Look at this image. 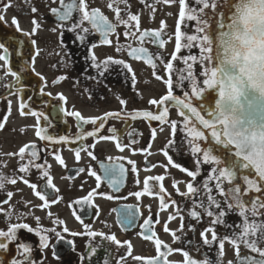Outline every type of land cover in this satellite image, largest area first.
Returning <instances> with one entry per match:
<instances>
[{"label": "flooded vegetation", "instance_id": "1", "mask_svg": "<svg viewBox=\"0 0 264 264\" xmlns=\"http://www.w3.org/2000/svg\"><path fill=\"white\" fill-rule=\"evenodd\" d=\"M69 2V0H66ZM89 5V10L92 8L100 9L109 22L115 23V13L108 8L110 0H86ZM189 8H194L197 11L199 6L194 3V0H186ZM37 9L36 13L31 12V8ZM60 7V0H0V15L5 16V20L0 22V33H14L15 26L11 24L15 17L24 31H31L32 19L36 18L42 21V27L38 30L35 36L30 37L37 42V48L34 51H39V55L35 59V71H26L23 73L20 83H16L11 75H5L3 69V61H0V120L9 112L10 115L4 129L0 130V171L8 177H14L17 180L15 185L5 183L4 189L0 191V202L6 199V192H12L13 195L9 203H0V208L7 212L9 207L13 209L11 217L0 213V229L6 230L9 223L24 222L32 228L37 227L34 217H40V225L45 229L56 228L57 231H62L63 226L54 225L52 219L64 220L66 226L72 232H83L82 224L75 218L73 213L80 215L86 224L91 225L95 231H100L106 235L114 234L122 244L124 241H129L133 246V256L154 257L156 256L155 245L152 241L145 240L140 235L143 224L146 218L151 217L152 229L157 233V238L168 244L173 249H181L188 251L190 256L199 260L204 255H207L212 261L217 259L219 243L214 242L211 247L204 245L201 237V232L211 225L212 217H208L204 212L197 208L200 213V220L197 221L189 216V211L192 210L193 202H199L206 197L201 193L197 197H185L177 193L173 188V181H180L177 185L180 192L186 191V184L190 181V177L186 173L181 172L177 168H173L168 164L167 158L163 151L169 139L174 141L173 146L169 149V154L173 156L174 162L189 170H196V161L191 154L190 146L187 143L186 133L177 131L174 135L171 130V121H176L178 127L183 124V117L180 116L175 107L169 108L168 121L161 124L158 121H148L144 118H138L134 121L129 120H109L106 128L102 130V134L109 135L107 127H115L120 130L119 140L125 145L129 144V132H136L138 135L134 137L137 141L131 147L136 149H144L151 144L152 155L145 157L143 153L137 152L133 154L129 148H125L123 152L119 151L115 146V141H98L94 149H90L95 155L93 160L86 153L81 152L79 161L75 158V149L81 147L82 144L91 145L94 140L88 137L83 141L75 143H59L52 144L47 141H41L35 135V125L37 120L31 115H20L19 103L21 100L28 104L32 110L41 111L48 117L47 121L41 120V126L46 127L48 123L51 127L48 128L49 134L59 136H69L74 138L77 129L76 119L70 116H65L60 108L63 105L68 110L79 111L84 117L100 116L108 111H119L121 105L117 97L126 101L125 110H152L155 111V105H149L150 99L159 100L167 92V86L164 80L168 78V73L165 72V65L171 59V54L175 50V31L179 17V0H173L172 3H165L164 0H127V4L121 3L119 7L122 9V18L126 19V13L139 16V30H159L162 32V38L165 41V46L160 49L157 45L150 42H145L143 45L138 40L139 32L136 35L125 37V26L118 24L115 33L109 36L111 44L104 45L100 43L99 34L89 35L84 43H80L75 39V33L63 32L58 28L50 9ZM155 8V11H153ZM207 11V10H206ZM79 13L75 12L73 21L79 18ZM161 21L164 22V28L161 29ZM135 23V22H134ZM84 27H90L87 23ZM55 28V31L52 29ZM196 22L184 19L180 21V30L182 33L181 43L186 44L188 35H202L195 32ZM135 31V28H133ZM19 36V33L16 34ZM92 44L97 46L93 49L98 60H104L107 57L115 59H123L133 68L136 75V85L133 87L131 83V74L127 73L119 65H111L108 72L103 77H100L91 66L89 58V48ZM197 42H193L191 50L187 48L181 49L177 53L178 57H184L189 54L199 56V48L196 47ZM146 47L150 54L155 56L160 54L163 57V63L155 60L157 64L156 74L162 77L161 80L155 79L153 76L154 69L144 63V59L136 60L128 55L130 47ZM121 50L118 52L116 49ZM28 62V61H26ZM30 63V62H28ZM192 64V72L196 77L197 85L202 86V78L200 73L203 71V66L197 61H189ZM135 68V69H134ZM187 69V65L182 59L173 61V71L170 74L173 79L174 94L182 96V90L176 85L179 83V70ZM40 73L45 79L43 81L36 75ZM187 75V72H184ZM60 77L64 79L60 80ZM95 77V79H93ZM54 80H58L53 84ZM7 85H11L9 88ZM45 85H47L45 87ZM44 87L46 93L51 95H42L40 88ZM216 92L218 90L217 81L214 84ZM18 89H23L18 91ZM183 90L191 92L189 81L183 84ZM62 93L66 97V104L60 101L57 94ZM91 97V98H90ZM195 100V98H192ZM194 106L195 103H194ZM218 110V109H217ZM27 111V110H25ZM203 114V113H202ZM207 118V117H206ZM202 127V126H201ZM93 125H85V129L92 130ZM156 130V137L152 139V130ZM161 129H163L161 131ZM210 135L211 130H204ZM34 143L37 146L39 159L36 163L42 165V170L35 167L30 168L26 173L18 171L19 166L27 164V150L25 159L20 160L18 155L9 156L8 153H18L20 147L25 144ZM55 154H59L65 161L64 165L59 164L55 160ZM126 157L136 162L138 175L130 171L131 166L127 164V159L120 161L124 163L126 171L123 183L120 185V190L117 192L109 187L107 180L104 179L100 164H108L109 157ZM150 164H156L157 167L145 170V160ZM166 166V167H165ZM91 167L97 175L101 176V187L97 189L98 193L111 195L113 199H107L105 196L97 195L93 198V206L88 204L76 205L73 202L87 195L92 189H96V178L87 173V169ZM79 168H85L86 171L76 174ZM204 175L198 177V181H202L209 171V166L202 165ZM42 171H48L53 179L56 188L59 189L58 195L62 198L60 202L49 206L47 209L39 207L43 202L35 195L31 187L23 182L27 179L29 183H36L39 186L46 183V178L42 177ZM164 175L163 183L166 189V199L169 201V207L162 210L160 208L159 196L144 195L137 199L132 195L137 191L143 190V181L147 176ZM71 177V179H68ZM137 179L139 184L136 183ZM215 194V193H214ZM218 199L221 197L217 196ZM176 202V206L180 209V214L175 219L169 221V215L176 214V206L171 204V201ZM72 204V207L68 205ZM128 207L133 213L139 209V215L136 217L135 223L130 227H123L120 223V216ZM97 208L99 216L96 215ZM215 211V209H213ZM48 212L52 213V217L48 216ZM21 214H23L21 216ZM183 219V229H181V219ZM20 216V219H18ZM158 221V222H157ZM240 221L238 214H230L226 218L228 224L235 226ZM167 224L169 232L164 231V226ZM215 231L218 237L222 238L231 233L232 228L226 229L222 225L215 226ZM171 232H175L179 240L173 242ZM50 237L49 247L43 252L39 249V238L35 233H27L26 230L18 232L19 240L29 243L34 251L32 253L35 261L39 264H89L85 259L83 262L79 257L86 255L89 248L86 246L91 244L92 247L99 246V250L92 258L91 264H103L105 259H110V264H117L119 257L124 256L127 246H117L106 240H101L100 237L95 239L89 238L86 235L72 237L68 233H64L65 240L58 241L54 233H47ZM150 234V233H149ZM207 239L211 240V233H205ZM67 240L74 241L73 246L67 243ZM11 251L7 254L9 258L15 253V245H11ZM163 250V249H162ZM56 253L58 258H54L53 253ZM241 254H250L247 249L241 246ZM224 256L221 258L222 264H229L232 261L236 264V250L231 244L225 241ZM168 259L175 264L183 263V255L181 252H173L168 256ZM126 264H143V261L134 262L131 257H128Z\"/></svg>", "mask_w": 264, "mask_h": 264}, {"label": "snow or ice", "instance_id": "2", "mask_svg": "<svg viewBox=\"0 0 264 264\" xmlns=\"http://www.w3.org/2000/svg\"><path fill=\"white\" fill-rule=\"evenodd\" d=\"M55 3V0H52ZM143 3L144 0H141ZM159 2V0H158ZM165 3H172L173 0H164ZM261 4H264V0H256ZM127 4V0H110L108 8L115 13L116 22H109L108 18L101 13L100 9L92 8L89 10V5L86 0H60V7H53L50 9L55 21H57V27L60 28L61 35L63 32L75 33V39L80 43H84L89 35L99 34L100 43L104 45L111 44L109 36L115 33L118 24L125 26L124 36H134L136 32H139L138 40L143 45L145 42H150L157 45L160 49L165 46V41L162 38V32L159 30H139V16L132 14L130 11L126 13L127 18H122V9L119 4ZM194 3L199 6L197 11L194 8H189L186 4V0H179V17L180 21L187 19L188 21H195V32L202 35H188L186 37L187 43H181L182 33L180 30V21L177 22L175 31V50L171 54V59L165 65V72L168 73V78L164 80L167 86V92L159 100L150 99L149 105H155L156 110H132L126 111V101L120 97H117L121 108L119 111H108L100 116L84 117L79 111L68 110L63 105L60 111L65 116H70L76 119L78 131L75 137L59 136L55 137L48 132V128L51 124L48 123L46 127H42L40 121H47L48 117L43 112L32 110L28 104H25L23 100L19 103L20 115H31L36 118L37 123L34 126L36 131L35 135L41 141H47L52 144L63 143H75L76 141L86 140L91 137L94 143L91 145L82 144L80 148L75 149V158L77 161L81 159V152L86 153L93 160L96 159L95 155L90 149L96 147L98 141H115V146L121 152L125 148H129L133 154L137 152L143 153L145 157L152 155L149 149V144L144 149L132 148L133 144L137 141L134 139L138 133L129 132V144L125 145L119 140L120 130L115 127H107L109 135L102 134V130L106 128V124L109 120H136L138 118H144L148 121H158L164 124L168 121L169 108L175 107L180 116L183 117L182 126L178 127L176 121H171V130L173 135L179 130L186 133L187 143L190 146L191 154L196 161V170L192 171L186 167L181 166L179 163H175L173 156L169 154V149L173 146L174 141L169 139L165 145V149L162 150L164 156L167 158L168 164L173 168L179 169L181 172L186 173L190 177V181L186 184V191L181 193L177 185L180 181H173V188L177 193L185 197H197L203 193L206 197V203L204 199L199 202L194 201L192 210L189 211V216L197 221L200 220V213L195 209H201L205 215L212 217L211 225L201 232L203 244L209 247L214 242L219 243V250L217 253V259L212 261L207 255H204L201 259L197 260L190 256L188 251L181 249H173L168 244L164 243L161 239L157 238V233L152 229L151 217L146 218L140 228L142 232L140 235L145 240L152 241L155 245L156 256L154 257H141L133 256V246L129 241L122 242L117 239L114 234L106 235L103 232L95 231L91 225L86 224L80 215L75 212L73 215L82 224L83 232H72L66 226L64 220L52 219L54 225L63 226L62 231H57L56 228L45 229L40 225V217H34L37 223V227L34 229L29 224L24 222L9 223L6 230L0 229V264H37L32 253L33 247L18 238V232L20 230H26L27 233H35L39 238V249L43 252L44 249L49 247V235L47 233H54L58 241L65 240L64 233H68L72 237L86 235L89 238L95 239L100 237L101 240H106L117 246H127V250L124 256L119 257L117 264H126L128 257L134 262L143 261V264H173L168 259V256L173 252H181L183 255V264H222L221 258L224 256L225 241L233 246L236 250V264H264V124L259 126L257 134L259 136L260 145L255 148L254 145L250 146L246 143H242L239 139L235 138L232 134L222 128V122L219 118L217 109L220 105L219 97L224 96V92H216L214 84L216 83V77L220 65L221 57V44L223 43V37L228 35V30L233 27V23L236 20V14L240 10L238 0H194ZM207 10V11H206ZM155 11V8H153ZM32 13H36L35 7L31 8ZM78 12L79 18L73 21L74 13ZM5 20L4 15H0V22ZM135 22V23H134ZM87 23L90 27H84ZM11 24L15 26L14 33H0V61H3V69L5 75H11L16 83H20L23 73L26 71L34 72L35 59L39 55V51H34L37 48V42L30 37L35 36L38 30L42 27V21L36 18L32 19L31 31H24L20 28L18 20L13 17ZM164 22L161 21V29L164 28ZM135 28V31H133ZM56 29L53 28L52 31ZM19 33V36L16 34ZM193 42H197L196 47L199 48V56L195 54H189L184 57H178L177 53L181 52L182 47L191 50L193 48ZM96 44H92L89 48V58L91 60V66L96 69L98 75L103 77L108 72L111 65L122 66L127 70L128 74H131V83L133 87L136 85V75L133 68L123 59H115L113 57H107L104 60H98L93 52ZM130 47L128 55L136 60L144 59V63L150 65L154 71L153 76L157 80H161L162 77L156 74L157 64L155 60H159L163 63V57L160 54L153 56L150 54L149 49L143 46ZM118 52L121 50L119 47L116 49ZM182 59L187 65V69L179 70V83L176 85L182 90V96L175 95L173 89V79L171 73L173 71V61ZM199 59L200 64L203 66V71L199 74L202 78V86L197 85L196 77L192 72V64L189 61H197ZM30 63H28V62ZM187 72V75L184 72ZM36 75L43 81L45 78L40 74ZM60 80L64 77H60ZM95 79V77H93ZM185 81L190 82L191 92L183 90V84ZM58 80H54L52 83H57ZM11 88V85H7ZM47 85H45L46 87ZM23 89H18L22 91ZM42 95H51L46 93L44 87L40 88ZM60 101L66 104V97L60 93L57 94ZM91 98V97H90ZM192 98H195L193 100ZM194 103L196 106H194ZM27 110V111H25ZM203 113V114H202ZM10 115V102L9 112L2 120H0V130L4 129L6 122ZM207 117V118H206ZM93 125L92 130L85 129V125ZM202 126V127H201ZM163 129H161L162 131ZM204 130H211L210 135ZM156 130L153 129L151 133L152 139L156 137ZM27 150L28 162L27 164H21L18 168L20 173H26L30 168L35 167L38 170H42V165L36 163L39 159L37 146L32 144H25L20 147L18 153H8L7 155H18L20 160L25 159ZM126 157H109V163L100 164V169L103 172L104 179L107 180L109 187L115 191L120 190V185L123 183L124 176L128 169L125 168L123 161ZM55 160L59 164L64 165L65 161L59 154H55ZM127 164L131 166L130 171L138 175V169L136 162L127 159ZM202 165L209 166V171L206 177L202 181H198V177L204 175ZM2 167V165H0ZM157 167L156 164H150L147 159L145 160V170ZM166 167V166H165ZM85 168H79L76 174L85 172ZM87 173L90 176L96 178V189H92L86 196L77 199L73 203L76 205L88 204L93 206V198L97 195L105 196L107 199H113L111 195L105 193H98L97 189L101 187V176L97 175L91 167L87 169ZM42 177L46 178V183L39 186L36 183H29L27 179H23L25 184L33 190L35 195L43 202L42 209L49 208L50 204L54 205L62 199L58 193L59 189L53 183V179L48 171H42ZM71 179V177H68ZM164 175L147 176L143 181V190L132 193L137 199L144 195L155 194L159 196L160 208L162 210L169 207V201L166 199V189L161 183L164 181ZM11 183L15 185L17 180L14 177H8L2 171H0V191L4 189L5 183ZM139 184V180L136 181ZM215 193V194H214ZM13 193L6 192V199L3 202L9 203ZM217 196L221 197L218 199ZM173 206H176L174 200L171 201ZM72 207V204L68 205ZM215 209V211L213 210ZM13 209L9 207L7 212H4L0 208V213H3L7 217H11ZM180 214V209L176 206V214L169 215L168 220L171 221ZM230 214H238L240 221L235 226L228 224L226 218ZM23 214H21L22 216ZM96 215L99 216V209L97 208ZM139 215V209L133 213L125 207V210L120 216V223L123 227L127 228L133 226L136 217ZM48 216L51 218L52 213L48 212ZM20 219V216H18ZM181 229H183L184 217L180 215ZM158 222V221H157ZM222 225L226 229L232 228L230 234L220 238L215 231V226ZM164 231L169 232L167 224L164 226ZM150 233V234H149ZM205 233H211V240L207 239ZM173 242L179 240V237L175 232H171ZM69 245L73 246L74 241L67 240ZM11 245H15V253L12 257H8V253L12 250ZM241 246L247 249L249 253L255 254H241ZM89 251L86 255H81L79 259L83 262L85 259L91 264L92 258L99 250V246L92 247L91 244L86 246ZM163 249V250H162ZM54 258H58L55 251L53 253ZM39 264H43L40 261ZM103 264H110V259H105ZM229 264H233L229 261Z\"/></svg>", "mask_w": 264, "mask_h": 264}, {"label": "clouds", "instance_id": "3", "mask_svg": "<svg viewBox=\"0 0 264 264\" xmlns=\"http://www.w3.org/2000/svg\"><path fill=\"white\" fill-rule=\"evenodd\" d=\"M239 11L233 27L223 37L217 82H223L224 100L236 98L241 82L247 78L257 91L264 92V4L256 0H238ZM235 72H226L224 66ZM233 76L237 79H233ZM219 111V110H218ZM221 122L235 138L247 145H260L259 129L242 130L229 113L220 112Z\"/></svg>", "mask_w": 264, "mask_h": 264}, {"label": "water", "instance_id": "4", "mask_svg": "<svg viewBox=\"0 0 264 264\" xmlns=\"http://www.w3.org/2000/svg\"><path fill=\"white\" fill-rule=\"evenodd\" d=\"M224 68L226 72H235L234 69H228L226 65ZM233 79L237 77L233 76ZM217 85V93L224 92L223 82H217ZM240 89V94L234 99L224 100V96L221 98L218 95L220 100L218 115L220 116V112L231 114L242 130L259 129V126L264 124V92L257 91L247 78L241 82ZM222 128L227 131L223 123ZM254 138L255 133H253Z\"/></svg>", "mask_w": 264, "mask_h": 264}, {"label": "rangeland", "instance_id": "5", "mask_svg": "<svg viewBox=\"0 0 264 264\" xmlns=\"http://www.w3.org/2000/svg\"><path fill=\"white\" fill-rule=\"evenodd\" d=\"M135 69V68H134Z\"/></svg>", "mask_w": 264, "mask_h": 264}]
</instances>
